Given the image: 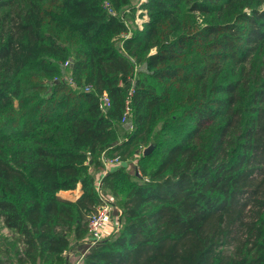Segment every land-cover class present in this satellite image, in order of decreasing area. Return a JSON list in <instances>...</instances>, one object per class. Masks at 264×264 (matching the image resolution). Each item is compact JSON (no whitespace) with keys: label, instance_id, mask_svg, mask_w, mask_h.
I'll return each instance as SVG.
<instances>
[{"label":"trees","instance_id":"1","mask_svg":"<svg viewBox=\"0 0 264 264\" xmlns=\"http://www.w3.org/2000/svg\"><path fill=\"white\" fill-rule=\"evenodd\" d=\"M135 1L0 0V264H71L109 192L80 264H264V0Z\"/></svg>","mask_w":264,"mask_h":264},{"label":"rangeland","instance_id":"2","mask_svg":"<svg viewBox=\"0 0 264 264\" xmlns=\"http://www.w3.org/2000/svg\"><path fill=\"white\" fill-rule=\"evenodd\" d=\"M145 1L146 0L135 1L137 5L135 18L134 20L129 19L131 18L130 16L128 18L131 28L137 26L138 29H143L144 23L149 19L148 9L142 7V2ZM129 170L140 174V171L137 169V162L131 163V165L129 166ZM76 193H78V191H70L69 193H67L68 194L67 196L75 197ZM105 197L108 204L111 203L114 204V206H113V210L111 211V220L109 222L107 231L104 232V237L101 240H103L105 237H107L108 235L114 232V230L116 229L115 228L116 221H119L118 218L120 216V212H118V207L115 206L116 196L113 193L109 192L105 195ZM0 232L8 233V230H6L1 223H0ZM92 243L94 244V242H92L91 239L79 243L78 245H75L72 250L66 253L67 255H69V260L71 261V264H80L82 256L86 253V251L92 245Z\"/></svg>","mask_w":264,"mask_h":264},{"label":"built area","instance_id":"3","mask_svg":"<svg viewBox=\"0 0 264 264\" xmlns=\"http://www.w3.org/2000/svg\"><path fill=\"white\" fill-rule=\"evenodd\" d=\"M106 106L111 105L108 97H105ZM102 162L104 163L103 175H106L113 167L119 165L121 160L118 156L108 157L106 154L102 155ZM100 187V180L98 181V188ZM113 205L110 203L103 204L99 211L93 214L89 220V233L92 242L100 241L104 237V232L107 231L109 222L111 220V211ZM106 235V234H105Z\"/></svg>","mask_w":264,"mask_h":264},{"label":"crops","instance_id":"4","mask_svg":"<svg viewBox=\"0 0 264 264\" xmlns=\"http://www.w3.org/2000/svg\"><path fill=\"white\" fill-rule=\"evenodd\" d=\"M75 191H78V193H76V196H78V195H80V193H81V189L79 188V189H77V190H75ZM70 191H62L61 192V194L63 195V196H65V197H68V198H75V197H69V196H67L68 194L67 193H69Z\"/></svg>","mask_w":264,"mask_h":264},{"label":"water","instance_id":"5","mask_svg":"<svg viewBox=\"0 0 264 264\" xmlns=\"http://www.w3.org/2000/svg\"><path fill=\"white\" fill-rule=\"evenodd\" d=\"M154 148V144H150L149 146H147L144 150V154H149Z\"/></svg>","mask_w":264,"mask_h":264}]
</instances>
